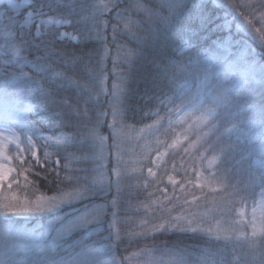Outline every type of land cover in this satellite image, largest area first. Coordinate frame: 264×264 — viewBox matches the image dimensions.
I'll return each instance as SVG.
<instances>
[{"label": "trees", "instance_id": "obj_1", "mask_svg": "<svg viewBox=\"0 0 264 264\" xmlns=\"http://www.w3.org/2000/svg\"><path fill=\"white\" fill-rule=\"evenodd\" d=\"M30 1L28 8H33L32 5L38 2H48V0ZM236 1L186 0L189 7L198 6L195 7V12L202 11L209 21L206 27H200L198 20L192 22L197 27V37L192 42L193 47L187 48L184 44L186 37L181 30L184 21L178 22L176 27H170L155 18L150 21L145 15V9L156 11L161 16L169 15V9L159 8L156 0H120V10L127 9L120 19H116V9L101 10L102 19L108 22L104 31L106 42L97 39L84 40L82 33L85 26L78 21L81 19V14H92V5L101 2L108 3V0H52L54 6L73 5L72 15L67 14L69 9L65 7L54 8L51 12L45 8V12L49 16L67 20L69 22L67 29L76 34L77 40L59 38L58 30L53 27L43 29L44 35L41 38L51 42L50 51L54 53L47 60L42 61L48 69L44 73L33 71L30 64H25V61H34L37 56L44 57L45 53L35 47L26 48L21 44L18 35L21 26L16 23L6 27L7 20L0 15V51L3 53L0 57V69H7V73L0 78V104L5 106L7 115L2 116L0 121L9 123L17 131L25 152L22 161L14 160L13 162L16 173L12 180L17 181L12 188L2 186L0 204L2 200H7L5 205L22 206L25 201L30 204L36 202L40 196L57 195V188L71 191V187L56 179L57 171L61 179L64 177L65 165L68 169H88L90 179H100L102 175L106 183L112 182L111 192L106 197H92L78 201L59 212L14 214L5 209L2 203L0 214L12 221L11 231L15 238L10 240L8 245H15V259L26 258L30 251H39L44 245L50 244L52 238L67 223L66 212L72 213L73 209L83 210L86 206L90 207L93 204H110L115 200L116 207L106 209L107 214L103 218L102 225L77 228L64 236L55 249L58 253L55 259L59 260L61 257L71 259L78 253L99 248L107 243L105 238L109 233L108 222L112 219L111 213L116 211L118 221L111 229L112 243L116 245V255L123 264H155L161 259L172 261L181 257L187 258L193 264H224V261H228L226 255L230 256L229 251L233 250L230 248L237 247H239L237 248L239 264H260L264 256L261 254L259 245H257L258 249L251 252L250 263L241 260L242 248L249 249L250 246L247 241L242 244L246 237H238L235 232L228 235L230 239L226 242L223 239L226 234L221 233H219L221 239L217 241L215 240L217 234L212 233L208 236L202 232L194 234L190 230L181 232L176 228H169L167 231H153L151 224L165 222L162 218L159 220L157 216L152 215L155 212L152 203L157 198L156 195L161 193V187H166V185L163 183L161 174H157L152 180H146L144 175V169L152 153L166 142L164 141L166 135L161 125L151 130L156 120H162L170 110L172 111L181 104V100L186 103L199 94L206 96L209 87L217 82L212 77L213 71L205 70L202 57L211 55L216 58V63L219 65L234 64L240 73V75L238 73V79L244 82L241 85L242 95L251 94L257 113L261 103H264V83L260 82L259 75L255 81L241 79L242 74L249 70V65L253 61L257 71L261 65H264V44L259 42L261 40L260 31H256L253 27L258 26L256 21L251 19L250 26L248 24L238 27V24H242L240 13L243 8H238ZM6 8L1 6L0 12L5 11ZM135 8H138V13L131 16L134 19L130 31L131 34L134 33L140 37L139 42L133 38V35L128 37L127 34L120 32L127 16L133 15L129 10ZM8 15L12 16V12L10 11ZM97 15H100V12H97ZM113 25L117 26L116 43L126 44L128 49L134 53L126 64L124 61L120 63V58L127 53L124 51L125 45L118 49L116 43L112 42ZM7 29L11 30L10 35L5 34ZM139 29L142 35L137 33ZM23 31H30L32 36H35V25L23 26ZM226 38L229 44L227 50L222 47ZM35 43L39 44L40 39H36ZM188 56H192L196 62L195 68L180 71L169 66L171 62L186 63ZM114 61L117 64L115 68L113 67ZM101 63L104 68L103 75L107 77L105 88L109 93L116 77L112 74L114 72L111 66L116 70H122L117 75L121 81L122 92L118 105L119 113L115 117L118 123L115 129V143H119L116 157H114L115 147H111L114 143L113 129H107V125H112L114 122L109 112L111 106L107 103L110 96L100 94L96 97L95 95L99 85L94 77L101 74L99 71ZM21 65L24 66L21 68ZM166 67L167 74H165ZM127 68L128 71H126ZM21 71L34 77L49 93L46 98L47 103L43 108L34 99L29 98V90H25L22 95L15 94V89L20 86ZM4 79L8 80L6 86L10 94L8 96L3 94ZM84 85L92 89L93 94V99L87 104L84 103L88 96V93L84 91ZM188 85L189 89L176 99V96ZM32 95L39 96L40 93L37 91ZM188 97L190 98L185 101ZM85 108L88 109L87 118L91 121L88 126L95 127L98 136L105 138L108 159L104 164L102 163L104 155L98 149H79L70 144L66 146L68 137L74 133V128L67 125H74L77 121V110L83 113ZM241 108L244 111H237L234 107L232 112L234 121L242 122L236 127L244 144L238 145L232 156L239 163L248 156L260 153V144L258 140L254 141L247 134L246 122L248 120L244 119L248 116L250 119H257V117H253V110L248 109L247 105L242 102ZM54 113H59L57 119H46ZM100 113H107V115H100ZM238 115L241 116V120L237 117ZM97 118L99 119L98 124L96 123ZM41 133L51 138V141L56 144V146L47 148L48 153L51 154L48 162L45 161L42 147L48 141L41 138ZM27 135L32 136L38 150L39 163L29 155ZM123 137L125 140L127 137L130 138L122 141ZM226 143L227 141L223 140V144L226 145ZM93 153L96 158L86 162L65 159V156L69 154L75 157L87 154L91 157ZM57 159L60 167H57L55 163ZM243 165L245 166L236 172L232 170V173L225 178L222 193L226 196H221L220 200L212 204V208L207 211L222 217L227 216L230 219L233 209L241 200L256 198L261 183L254 170L249 168V163ZM79 175L84 176L85 173H79ZM12 197L17 199L13 200ZM197 202L199 199H196L194 204L197 205ZM58 216H64V221L58 220ZM146 222L148 223L147 228L145 227ZM93 228H95V234ZM117 230L121 237L119 241L115 239ZM241 244L242 247L239 246ZM6 251L5 243L0 239V252H3L0 258L5 256Z\"/></svg>", "mask_w": 264, "mask_h": 264}, {"label": "snow or ice", "instance_id": "obj_2", "mask_svg": "<svg viewBox=\"0 0 264 264\" xmlns=\"http://www.w3.org/2000/svg\"><path fill=\"white\" fill-rule=\"evenodd\" d=\"M111 5V7H109ZM19 7L18 4L14 2V0H7V8L3 13L0 15L4 16L7 20L6 27H10L17 23V21L8 13L11 10H15ZM33 11L27 14V17L24 21L25 24H31L37 18L45 17L48 13L45 12V8H47L50 12L54 11V8L65 7L69 9L68 15L73 14V5L65 4V5H55L52 3V0H48L47 3L38 2L32 5ZM169 9L168 16H161L158 12L153 11L151 9H145V15L149 17L151 21L152 18L160 20L167 26L176 27L178 22L184 21V24L181 25V30L186 37L184 40V44L187 48L193 47V40L197 37V27L194 26L192 22L199 21L200 27H206L208 21L207 15H205L202 11L200 13L195 12V7H189L186 0H171L170 3L166 5ZM235 7V6H233ZM91 8L93 12L91 15H83L81 14V19L78 22H82L85 26L84 32L82 33V38L84 40L90 39H97L103 42H106V37L104 35V31L108 26V22L102 19V11H111L116 9V19H120L123 15L124 11L127 9L120 10V0H108V3H99L92 5ZM102 10V11H101ZM97 12H100V15H97ZM83 13V9H82ZM245 20L247 18L245 17ZM54 21L48 20L45 21L40 19L39 24L36 27V34L32 36L31 32L23 31V25H21V31L19 32V40L20 43L23 44L26 48L27 47H35L37 50L43 51L45 53L44 57L37 56L36 60L28 62L25 61V64H30L33 71L37 73H44L46 72L47 65L42 61L47 60L48 57L53 55L50 51L51 42L44 41L41 37L44 33L41 31L40 25L53 23ZM261 22L264 23V17H261ZM55 23H60L59 21H55ZM249 26L251 25V21H247ZM238 27H243V24H238ZM113 37L112 42L116 43V33H117V26L113 25ZM260 31V29H257ZM64 34H61L59 38H63ZM134 39H137L139 42L140 37L136 36L134 33L132 34ZM40 39V43L36 44L35 40ZM229 44L228 39L226 38L222 47L227 50ZM123 45L117 44V48H122ZM186 50V49H184ZM129 55H131V51L129 50ZM79 59V58H77ZM130 64V61H129ZM24 65H21V68ZM170 67L177 68L180 71H184L188 68H195L196 62L194 61L192 56L187 57V62H171L169 65ZM113 67H117L116 62H113ZM100 75L98 77H94L95 80L98 82V89L96 90V97L100 94L105 96H111L112 99L108 100L107 103L113 107L112 115L114 117V122L109 127L113 129V145L111 147H116L115 144V129L118 127V123L115 121V117L118 114V105L120 103V94L122 90L120 89L119 85L113 84V91L109 93L105 88V81L107 77L103 75L104 68L101 63V67L99 69ZM7 73V69H0V78H2ZM165 74H167V67L165 69ZM257 75L260 77V82L264 83V65L259 67L257 71L255 62L253 61L249 65V70L242 74L241 79H251L253 81L256 80ZM20 86L15 89L16 95H22L25 90H29V98L34 99L35 102L40 105L42 108L47 103V97L49 93L43 89L42 85L28 73L23 71L20 72ZM8 84V80L4 79V95H10L7 92L6 86ZM77 86L80 85L77 83ZM84 91L88 93L87 99H85L84 103L87 104L89 101L93 99L92 89H90L87 85H84ZM217 90V96L215 97L217 102V108L221 109V112H217L216 109H208L207 115L209 117L216 116L219 118L220 116H227L231 115V113H226L223 109L227 105H231L235 107L237 111H244L241 108V102L247 105V108L253 110L254 115L257 119H249L247 123V134L254 140L259 142L260 144V155L264 157V103H261L259 106L258 113L256 112V104L253 102V98L251 94L247 96H240L237 95L235 97H229L228 92L229 89L223 86L217 85L215 86ZM39 92V96H33V92ZM98 102V101H97ZM66 103V102H65ZM163 103V101H161ZM181 104L183 101L181 100ZM171 111V110H170ZM88 109L85 108L83 113L77 110V121L76 123L69 124L67 126H71L74 128V133L71 137H68L66 141L67 144L71 146H76L79 149L91 148L97 149V141H99V150H103L104 146V139L103 137L98 136L95 127H89L88 124L91 122L87 118ZM179 114V113H177ZM100 115H107V113H100ZM59 117V113H54L51 117H46V119H57ZM96 123H99V119L97 118ZM214 127V123L211 125ZM2 131V130H0ZM230 131V130H229ZM63 135V134H61ZM41 138L48 141L45 145H42L44 148V155L45 161L48 162L50 159V153H48L47 148L56 146L55 142L51 141V138L43 136L41 133ZM6 138L0 135V159L8 160L10 159L8 156L5 155V143ZM11 142V141H8ZM17 152L21 153L23 150L20 148V143L16 142L15 144ZM27 148L28 151L31 153L32 157L39 163V156L38 150L36 149L35 143L32 139V136L27 137ZM58 155V153H57ZM166 155V153L161 154V157ZM95 157V153L93 156H89L87 154L81 155L80 157H75L73 154H69L65 156L67 160H77V161H88L89 159H93ZM160 158V157H158ZM57 167H60V162L57 159L55 161ZM262 168V178H264V161H258ZM65 168V175L61 179L59 172H56V179L60 183L67 184L71 187V191H66L62 188H57L56 192L57 195L52 197H45L40 196L37 198V201L34 204H30L29 202L25 201L23 206H15V205H4V208L12 213H51V212H59L64 208L73 205L78 201L87 200L92 197H106L109 192H111L112 182L108 181L107 183L104 181L102 175L100 179H90L89 170L85 168H78V169H68L67 165L64 166ZM13 169L6 168L3 163H0V184H3L5 181L9 180L10 174L12 173ZM149 175L155 176V173L152 172V169H148ZM79 173H85L84 176L79 175ZM169 181L175 186L176 181L169 177ZM11 188V184L8 185ZM166 191V190H165ZM260 195L264 197V185H262V190ZM13 200H16V197H12ZM171 203V200H169ZM108 207H116V201L113 200L110 204H93L90 207L86 206L83 210L73 209L72 213H65V216L68 217L67 223L63 225V227L57 232V235L52 238L50 244L44 245L39 251L31 252L28 254L26 258H22L17 260L14 258V248L15 245L9 246L8 242L15 238L14 233L11 231L12 221L0 215V239H2L5 243V247L7 249L5 256L0 258V264H123L121 259H118L116 255V245L112 243L113 239V232L111 229L114 228L115 223L118 221V213L113 211L111 213L112 219L108 222L109 224V233L108 236L105 238L107 243L102 244L99 248H93L86 252L78 253L71 257V259L61 257L59 260L55 259V256L58 254L55 249L58 245V242L63 239L64 236L72 232L73 230L81 227H87L88 225H96L97 227L102 225L104 222V216L107 214L106 209ZM58 220L64 221V216H58ZM164 223L158 224H151V229L153 231L160 230V231H167L169 228H176L177 230L183 231H191L192 233H200L202 232L204 235L211 236V229H201L197 227H193L194 224L198 223L199 221L195 216L189 218L184 217V227H181L180 222L182 220L181 216L171 217L170 213L167 218H164ZM252 226V237L254 239L249 241L250 247H257L261 250L262 256H264V214L260 217V223H256V213L253 211V219L250 221ZM145 227H148V223L146 222ZM223 231L228 232L231 231L230 228L224 229ZM93 233L95 234V228H93ZM259 237V240L255 239ZM115 239L121 240L120 233L117 230L115 232ZM221 236L217 234L215 236V240L219 241ZM223 239L227 242L230 237L228 235H224ZM122 242V241H121ZM127 259V258H124ZM165 264H193L187 258L181 257L179 259L172 260L170 262H165ZM224 264H239L238 259L233 261H224ZM260 264H264V259H261Z\"/></svg>", "mask_w": 264, "mask_h": 264}, {"label": "rangeland", "instance_id": "obj_3", "mask_svg": "<svg viewBox=\"0 0 264 264\" xmlns=\"http://www.w3.org/2000/svg\"><path fill=\"white\" fill-rule=\"evenodd\" d=\"M14 2L18 4L19 7L15 10H11V12L12 17L17 21L18 26H28L34 24L36 32V27L39 24L40 19L45 21L51 20L54 22L40 25L41 31L47 27H53L58 30L59 37L61 34H64L62 39H68L72 41L77 40L76 34L67 29L69 22L61 18H55L46 15L45 17L37 18L31 24H25L24 21L27 17V14L33 11V8H28V5L31 3V1L14 0ZM170 2L171 0H156L157 6L159 8L167 10L168 8L166 5ZM236 3H238V8H243L241 9L240 13V17L242 16L240 18L242 24L248 25L247 21H256L258 26L253 27L256 31L257 29H260L261 40L259 42L260 44H264V23L261 22V17H264V0H237ZM1 6L7 7V0H0V7ZM129 11L130 14L133 15L127 16L126 20L124 21L125 23L120 28V32L127 34L128 37L132 35L130 27L134 18L131 16H134V14L138 13V8L130 9ZM3 12L4 11H1L0 13ZM245 17L247 20H245ZM55 21H59L60 23H55ZM11 33L12 32L10 29L5 31V34L7 35H10ZM137 33L141 34V29H139ZM117 44L120 43H116V45ZM124 45V51L127 53L123 58H120V63L124 61L126 64L134 53L131 52V55H129L130 49H128L129 47L126 44ZM2 55L3 53L0 51V57ZM202 62L206 71H213L212 77L216 79V84H214L212 87H209L206 96L199 94L195 98L192 97L186 103L179 104L178 107L172 111H169L162 120L158 121L157 119L156 123L153 125V127H151L152 130L158 125H161V129L166 135L164 140L166 142H164V144L158 150L152 153L149 163L144 169L146 180H152L157 174H161L163 183L166 185V187H161V193L156 195L157 198L154 201L152 200V206L155 211L152 213V215L155 217L157 216L159 220L162 218V221L165 220L164 218L169 216V213L171 217L181 216V225H184V217L191 218L195 216L199 222L194 224L193 227L198 226L201 229L210 228L212 230V234L221 233L231 235V232H235L238 237H246L245 242L242 243L244 244L246 241L248 243L250 240L254 239L252 237V226L251 223H249L253 219V211L256 213L257 224L260 223V217L262 214H264V197L260 195L262 185H264V178H262V168L260 163H258V161H264V157L258 153V155L248 156L246 159H243L241 163H239L235 157H232L234 151L238 148V145L240 146L244 144V140L236 127V125L239 123L242 124V122L237 120L234 121L232 114L234 107H232L230 104L227 105L223 110L226 113H231V115L220 116L219 118L216 116L209 117L207 115V110L216 109L218 113L221 112V109L217 108V102L215 99L217 96V90L215 86L220 85L228 88L229 97H235L237 95L243 96L241 93V85L244 82L238 79L239 71L234 64L225 63L219 65L216 63V58L211 55L202 57ZM111 69L114 72L112 74H115L116 77L112 83L110 93L113 91L114 83L121 87V81L117 75L122 72V70H116L112 66ZM126 71H128V68ZM188 89L189 85L183 88L180 94L176 96V99L183 95ZM189 98L190 97L185 99V101ZM110 99H112L111 96L109 100ZM4 108L5 106L0 104V118L7 115ZM112 111L113 107L111 106L109 112L112 118H114ZM237 117H239V120H241L240 115ZM253 117H255L254 114ZM244 119L249 120L250 117L248 116ZM213 123L215 125L214 127L211 126ZM110 125H107V129L109 128L112 130V128L109 127ZM0 130H2L0 131V135L6 138L5 155L10 158L8 160L0 159V163H3L6 168L13 169L9 180L5 181L3 184H0L1 190L2 186L9 188L8 185L11 184L12 188L15 185L17 180H12V177L15 176L16 173L13 162L14 160L22 161L25 156V152L22 147L20 135L9 123L0 121ZM28 136L29 135L26 136V141ZM126 136H128V134ZM128 138L130 137H127L126 140ZM123 140H125L124 137L122 138V141ZM223 140L227 141L226 145L223 144ZM16 142L20 143V148L23 150L22 154L17 152L15 147ZM96 143L97 149L99 150V141ZM115 144L116 147L114 150V157L117 155V147L119 143ZM100 152H102L105 156L102 158L104 161H102V163L104 164L108 159L106 156L107 151L105 139L103 150ZM164 153H166V155L161 157V154ZM29 155L32 159H34L30 152ZM247 162L249 163V168L254 170L261 183V187L256 198H245L241 200L235 209H233L230 219H228L227 216L222 217L221 215H215L212 214V212L207 211V209L212 208V204L220 200L221 196H226V194L223 195L222 193V189L225 185V178L230 173H232V170L235 172L238 171L241 167H244L245 165L243 164H246ZM149 168L152 169V172L155 173V176L149 175ZM169 177L176 181L175 186L169 181ZM196 199H199L197 205L194 204ZM169 200H171V203H169ZM6 201L7 200H2V203L5 205ZM34 203L35 202H32L31 204ZM1 204L0 210L4 206H1ZM223 225H225V227H223ZM228 228H230L231 231H222ZM255 239L258 240L259 237H256ZM242 244L239 246L242 247ZM237 248H230L233 250L229 251L230 256H227L228 254L226 255V260L233 261L238 259L239 261ZM256 249L258 248H242L241 260H244L246 263H250L252 259L251 252L255 251ZM1 253L3 252H0V254ZM165 262L170 261L161 259L155 264H165Z\"/></svg>", "mask_w": 264, "mask_h": 264}]
</instances>
